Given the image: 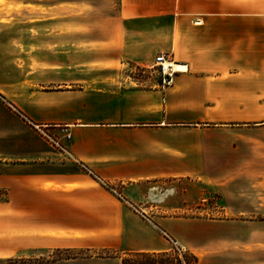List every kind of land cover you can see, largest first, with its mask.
<instances>
[{"label": "crops", "instance_id": "crops-1", "mask_svg": "<svg viewBox=\"0 0 264 264\" xmlns=\"http://www.w3.org/2000/svg\"><path fill=\"white\" fill-rule=\"evenodd\" d=\"M110 3L23 25L43 49L24 67L0 55V235L119 251L112 260L175 243L196 264H264V118L252 114L264 111V13L236 0ZM160 54L185 67L165 86L151 70ZM204 188L248 209V232L173 216Z\"/></svg>", "mask_w": 264, "mask_h": 264}, {"label": "rangeland", "instance_id": "rangeland-1", "mask_svg": "<svg viewBox=\"0 0 264 264\" xmlns=\"http://www.w3.org/2000/svg\"><path fill=\"white\" fill-rule=\"evenodd\" d=\"M110 1L111 0H0V55L5 58L7 57L5 60H3V62L6 63L7 66H9L11 63H17L19 67H24L28 62L32 61L31 56H36L43 50L41 44L37 43L27 47V37L33 35L38 36L41 35L42 32L39 31L38 28H33V30L26 31V28L23 25L39 24L45 20L47 21V19L52 22H56L55 20L58 19V15L64 12L67 14L66 22H72L70 16H72L75 11H77L79 14H87L86 17H88V15L91 13H96L102 10L105 11L111 4ZM59 2L65 3L59 4ZM236 2L240 3V5L247 10H249L251 7L257 10L258 13H264V0H236ZM91 9H93L92 12H90ZM257 18L258 22H264V15ZM50 35L51 37L56 36L57 31L50 32ZM53 45H51V47ZM49 50L56 51V48H49ZM33 61L35 63L30 65V69H32V67L35 69L38 66H41L36 63L35 59ZM130 70L135 73V77L140 78L142 71H146L148 69L131 67ZM151 70L159 73L157 66H154ZM2 78L3 74L0 70V81ZM252 114L264 118L263 110ZM192 188V184L189 183V189ZM115 191L121 194L119 189H115ZM203 192H205L203 197L196 201L189 202V207L187 209H184L183 212H178L173 216L189 218V222L195 220H227L230 221V224H227L226 229H223L222 231H233L242 234L248 232L250 225V215L248 214V209L235 208L232 205L231 207L225 208L226 202L221 199L216 189L204 188ZM115 195L117 196V194ZM118 198L122 200L125 199L123 195L122 198ZM241 211L243 213H239ZM0 239H4L0 240V259L38 255L47 251L52 253L54 249H57L16 248V242H10L9 235H0ZM176 246L180 249V252L175 249ZM60 249H69L68 252H62L63 254H75L79 256V259L74 262L61 264H121V259L125 257L122 256L120 260L108 259L121 255L119 251L111 249H87L79 247ZM98 258L105 259L102 260ZM132 258L140 259L139 256ZM155 258L158 260L159 264H193L194 262L193 254L191 252L188 254L182 246L176 245L175 243H173V249L158 253L156 254Z\"/></svg>", "mask_w": 264, "mask_h": 264}, {"label": "trees", "instance_id": "trees-1", "mask_svg": "<svg viewBox=\"0 0 264 264\" xmlns=\"http://www.w3.org/2000/svg\"><path fill=\"white\" fill-rule=\"evenodd\" d=\"M69 249H54L52 253L49 251L31 256H18L7 259H0V264H61L74 262L79 259L77 255L63 254ZM158 253H131L121 259V264H159L155 258ZM139 256L140 259L132 257ZM142 257V258H141ZM144 258V259H143ZM193 264H196L197 259L193 256Z\"/></svg>", "mask_w": 264, "mask_h": 264}, {"label": "built area", "instance_id": "built-area-1", "mask_svg": "<svg viewBox=\"0 0 264 264\" xmlns=\"http://www.w3.org/2000/svg\"><path fill=\"white\" fill-rule=\"evenodd\" d=\"M166 62L165 57L163 54H160L155 58V66L158 67L159 73L161 75V83L162 86L169 85L172 82V70H170L168 67L164 65ZM170 73V74H169ZM64 138L69 141L71 139V134L64 130L63 133ZM55 144L60 148L61 150H65V146L62 143L55 142ZM113 192L117 194L118 197L122 198V195L120 193H117L115 189H113ZM175 249L180 252V249L176 246Z\"/></svg>", "mask_w": 264, "mask_h": 264}, {"label": "bare ground", "instance_id": "bare-ground-1", "mask_svg": "<svg viewBox=\"0 0 264 264\" xmlns=\"http://www.w3.org/2000/svg\"><path fill=\"white\" fill-rule=\"evenodd\" d=\"M164 65L172 71H182L185 68L183 65H179L173 62H168V61H166Z\"/></svg>", "mask_w": 264, "mask_h": 264}]
</instances>
